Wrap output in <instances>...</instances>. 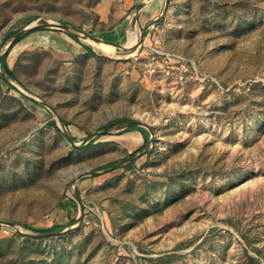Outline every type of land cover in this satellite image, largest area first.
Returning <instances> with one entry per match:
<instances>
[{"label": "rangeland", "instance_id": "obj_1", "mask_svg": "<svg viewBox=\"0 0 264 264\" xmlns=\"http://www.w3.org/2000/svg\"><path fill=\"white\" fill-rule=\"evenodd\" d=\"M99 2L0 0V52L11 30H110ZM159 14L167 57L0 63V264H264V0Z\"/></svg>", "mask_w": 264, "mask_h": 264}, {"label": "crops", "instance_id": "obj_2", "mask_svg": "<svg viewBox=\"0 0 264 264\" xmlns=\"http://www.w3.org/2000/svg\"><path fill=\"white\" fill-rule=\"evenodd\" d=\"M163 3L165 4L166 0H101L97 8L103 10H96L101 19H118L114 27L106 32H100L96 36L104 41L102 50L107 55H112L115 49L118 53L121 49L127 48L129 50L136 47L142 33L151 25L156 24ZM79 32L75 34L54 27L30 30L27 32L28 35L13 47L11 55L14 53L15 56L11 58V63L15 61L21 52L38 46L50 50L57 58L68 62H76L82 57H95L97 51L93 43L84 41ZM104 35H112V41L114 42L106 40ZM138 45L140 46V43ZM139 46L137 47L139 48ZM11 63L7 58L8 69H10ZM131 127L142 128L140 126H129V128ZM138 128L132 129L136 132V141L145 144L149 133L146 131L140 132Z\"/></svg>", "mask_w": 264, "mask_h": 264}, {"label": "trees", "instance_id": "obj_3", "mask_svg": "<svg viewBox=\"0 0 264 264\" xmlns=\"http://www.w3.org/2000/svg\"><path fill=\"white\" fill-rule=\"evenodd\" d=\"M19 31L18 30H11L10 32L7 33V35L5 36V38L3 39L2 43H1V46H5L15 35H17ZM26 35H28V33L24 34L22 37H20L18 40H16L11 46H9L7 52L5 53L3 59H2V62H1V65L4 69V72L10 77L13 79V72L12 70L8 69L7 68V64H6V59L10 53V51L12 50L13 46L15 44H17L19 41H21ZM122 123V121H119V122H114V123H110L108 125H105L103 126V130H114L118 125H120ZM53 125H56V121H54L52 123ZM67 125V123H65ZM132 130V127L130 128ZM135 129V128H134ZM92 142V141H90ZM90 142L88 144H90ZM71 202H74L73 200ZM26 229H29V230H32L34 232H38V233H47V232H51L57 228H60V227H54V228H51V229H41V230H34V229H31L29 226H24Z\"/></svg>", "mask_w": 264, "mask_h": 264}, {"label": "water", "instance_id": "obj_4", "mask_svg": "<svg viewBox=\"0 0 264 264\" xmlns=\"http://www.w3.org/2000/svg\"><path fill=\"white\" fill-rule=\"evenodd\" d=\"M168 4V0H166V5ZM54 28H58V29H61V30H64V31H67V32H70V33H75V34H78V31H80V30H76V29H73V28H70V27H67V26H64V25H61V26H58V27H56V26H54ZM27 32H29L28 30H22V31H19L18 33H17V35H15L12 39H11V41H10V43H9V45H8V47L6 48V49H4L3 51H1L0 52V63L2 62V59H3V57H4V55H5V53L7 52V50H8V48H9V46H11L16 40H18L20 37H22L24 34H26ZM80 32H83V31H80ZM84 33V32H83ZM145 31L143 32V34L141 35V39H140V46H139V48H138V51H140V49H141V47H142V44H143V42H144V37H145ZM86 34V33H85ZM87 36H90V37H93V38H95V39H98L99 41H101V42H103L104 43V41H102L101 39H99L98 37H96V36H94V35H89V34H86ZM2 75V74H1ZM2 77H4V79L6 80V81H8L9 83H10V81L4 76V75H2ZM125 124H120V125H118L114 130H116V129H118L119 127H123ZM128 126H138V124L137 123H132L131 125H128ZM99 133V132H98ZM68 139H69V141L71 142V143H73L74 144V142H73V140H72V138L68 135ZM150 143V142H149ZM81 205V204H80ZM81 210H82V207H81ZM62 229H58V230H55V231H51V232H49V233H46V234H56V233H58L59 231H61ZM46 234H44V235H46ZM41 235V234H40Z\"/></svg>", "mask_w": 264, "mask_h": 264}, {"label": "built area", "instance_id": "obj_5", "mask_svg": "<svg viewBox=\"0 0 264 264\" xmlns=\"http://www.w3.org/2000/svg\"><path fill=\"white\" fill-rule=\"evenodd\" d=\"M155 25H151L146 29L145 37L146 43L142 45L140 51L145 52V50H149V55L152 60H157L159 56L165 55L162 47V41L160 37L156 34ZM152 39V44L148 43L149 39ZM165 57H167L165 55Z\"/></svg>", "mask_w": 264, "mask_h": 264}, {"label": "bare ground", "instance_id": "obj_6", "mask_svg": "<svg viewBox=\"0 0 264 264\" xmlns=\"http://www.w3.org/2000/svg\"><path fill=\"white\" fill-rule=\"evenodd\" d=\"M81 37L84 38L85 40L89 41L90 43H93L95 46L103 49V42L99 41L98 39H95L93 37L87 36L85 33L83 32H79ZM15 54L13 53L11 55V58H14Z\"/></svg>", "mask_w": 264, "mask_h": 264}]
</instances>
